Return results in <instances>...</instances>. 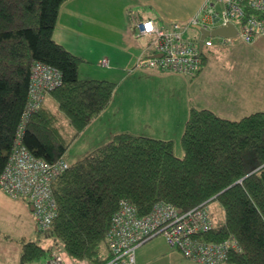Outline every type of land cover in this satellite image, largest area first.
Here are the masks:
<instances>
[{
  "label": "trees",
  "instance_id": "obj_1",
  "mask_svg": "<svg viewBox=\"0 0 264 264\" xmlns=\"http://www.w3.org/2000/svg\"><path fill=\"white\" fill-rule=\"evenodd\" d=\"M64 1L0 0V173L21 122L35 61L60 71L61 84L48 95L71 131L43 103L28 116L22 133V144L34 156L47 161L63 157L111 103L115 83L79 78L84 58L53 38ZM200 60L201 66L202 52ZM180 145L183 154L178 157L171 140L122 131L71 163L52 183L57 212L42 233L49 245L24 241L20 264L60 251L75 261L101 264L109 257L105 235L121 198L135 204L140 214L158 201L187 210L217 200L223 224L198 236L221 241L232 235L240 250L231 252L227 263L264 264V110L229 119L192 107Z\"/></svg>",
  "mask_w": 264,
  "mask_h": 264
},
{
  "label": "crops",
  "instance_id": "obj_2",
  "mask_svg": "<svg viewBox=\"0 0 264 264\" xmlns=\"http://www.w3.org/2000/svg\"><path fill=\"white\" fill-rule=\"evenodd\" d=\"M141 1L65 0L60 6L53 38L84 58L77 69L78 77L116 81L110 105L73 140L71 145L76 148L72 152L71 146L67 149L63 155L66 161L84 157L122 131L171 140L175 155L180 157L183 154L180 138L192 107L209 108L229 119L264 110V89L247 94L225 89L214 94L200 86L203 84L202 66L192 76L153 69L132 71L136 60L148 54L150 48L147 46L151 41L150 37L137 35V22L150 18L158 26L169 29L173 23H186L204 2L199 0L184 8L171 4L163 8L153 0L159 9L154 12L148 6L141 7ZM105 59L107 66L101 63ZM33 225L36 229L34 219ZM159 235L135 249V264H199L170 247L164 236ZM24 237L25 234L7 246L1 242L0 264H20ZM58 253L64 264H88L75 261L61 251Z\"/></svg>",
  "mask_w": 264,
  "mask_h": 264
},
{
  "label": "built area",
  "instance_id": "obj_3",
  "mask_svg": "<svg viewBox=\"0 0 264 264\" xmlns=\"http://www.w3.org/2000/svg\"><path fill=\"white\" fill-rule=\"evenodd\" d=\"M228 24L234 25L236 34L205 36L201 52L204 48H222L239 41L264 43V0H204L186 23H173L169 29L158 26L150 18L140 20L136 23L137 35L151 38L147 46L150 50L136 60L131 70L153 69L192 76L201 64L200 31L195 40L184 38V33L189 26L211 30ZM101 63L107 66L108 60ZM60 84L61 73L56 67L41 61L32 64L26 105L12 150L0 173V188L12 198H26L32 205L39 232L46 231L56 216L52 183L70 164L63 157L47 161L34 156L21 139L28 116L38 110L45 95ZM212 227L210 213L203 204L181 210L170 202L158 201L148 213L140 214L135 204L121 198L105 235L109 257L101 264H135V249L159 234L187 259L199 264H223L231 252L240 250V245L232 235L221 241L198 236ZM40 264L63 263L55 256Z\"/></svg>",
  "mask_w": 264,
  "mask_h": 264
},
{
  "label": "rangeland",
  "instance_id": "obj_4",
  "mask_svg": "<svg viewBox=\"0 0 264 264\" xmlns=\"http://www.w3.org/2000/svg\"><path fill=\"white\" fill-rule=\"evenodd\" d=\"M144 1H146V3H144ZM198 1L199 0H156L163 8H166L170 4L175 7L184 8ZM154 3L153 0H142L140 6H148L147 8L152 9L154 12H159L158 7L154 5ZM198 34L199 30L196 27L189 26L184 33V38L195 40ZM202 53L205 57V61L201 65V73H203L201 81L203 84L200 86H205L210 93L215 94L218 90L222 91L228 89L229 91H235L237 94H247L253 90L258 91V89H264V43H245L239 41L222 48H204ZM95 72L98 75L100 74L97 70ZM134 72H137V70H134ZM113 82L116 81L113 80ZM119 94L120 93L116 92V95ZM116 95L115 99L118 101L119 98L116 97ZM45 98L46 95L42 104H46V106L57 115L63 129L71 131L65 115L59 110L56 101L50 96ZM211 99L212 97L210 94L209 101H211ZM70 146L72 152L76 147L73 148L71 144ZM71 152L70 155H72ZM70 160L67 159V162L72 163L74 162L72 160L75 159ZM18 201H21L22 204ZM207 205L213 226L217 227L223 224L224 210L220 203L217 200H211ZM32 216L33 214L29 208V201L26 198H10L0 188V244L4 241L7 246L25 234L24 241H39L45 246L49 245L50 241L43 237V232H39L34 228ZM54 248L55 250L58 249V247ZM61 252L65 254L64 251ZM55 256L60 257L62 261L63 258L60 253L54 252L51 257ZM51 257L35 262L34 264L45 262ZM6 261H9V259L6 258ZM157 264H161V262ZM224 264L230 263L225 262Z\"/></svg>",
  "mask_w": 264,
  "mask_h": 264
},
{
  "label": "water",
  "instance_id": "obj_5",
  "mask_svg": "<svg viewBox=\"0 0 264 264\" xmlns=\"http://www.w3.org/2000/svg\"><path fill=\"white\" fill-rule=\"evenodd\" d=\"M199 31H200V37L198 39V48H199V55L201 53L202 48V40L205 36H223V37H231L234 36L237 32V29L232 24H228L226 26H220L213 28L211 30L204 29L202 27H199L198 25H195ZM33 210L32 205H30V211Z\"/></svg>",
  "mask_w": 264,
  "mask_h": 264
}]
</instances>
